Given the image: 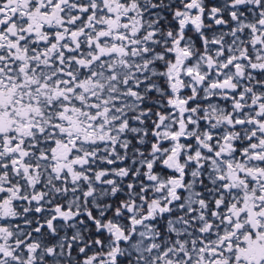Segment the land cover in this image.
Returning <instances> with one entry per match:
<instances>
[{"label": "snow or ice", "instance_id": "6c2138e0", "mask_svg": "<svg viewBox=\"0 0 264 264\" xmlns=\"http://www.w3.org/2000/svg\"><path fill=\"white\" fill-rule=\"evenodd\" d=\"M0 264H264V0H0Z\"/></svg>", "mask_w": 264, "mask_h": 264}]
</instances>
